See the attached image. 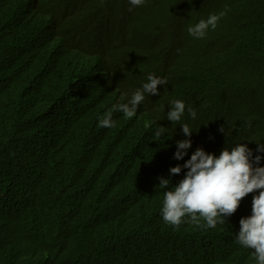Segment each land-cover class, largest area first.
Returning <instances> with one entry per match:
<instances>
[{
  "label": "trees",
  "instance_id": "trees-1",
  "mask_svg": "<svg viewBox=\"0 0 264 264\" xmlns=\"http://www.w3.org/2000/svg\"><path fill=\"white\" fill-rule=\"evenodd\" d=\"M35 2L40 4L54 33L76 55L100 60L104 57L101 50L108 43L102 38L89 40L87 46L81 41L71 42L65 30L74 25L83 27L89 35L104 32L113 40L131 36L133 44L109 55L104 74L111 86L118 88L117 94L125 96V102L134 88H142L149 74L166 79V85H158L161 98L155 103L160 111L154 112L143 103L137 111L157 127H165V135L178 141L188 138L167 120V102L181 100L188 104L205 99L204 90L176 84L175 77L186 68H203L206 60L220 71L229 92L223 91L216 79L207 81L191 72L185 75L203 81L236 107L252 102L264 125V0H145L143 6L135 7L137 17L128 14L127 0H104L95 5L84 0ZM19 4L40 19L32 5ZM0 6L8 12L9 22L17 21L23 28L20 38L12 27L8 28L9 50L19 55L23 74L9 83L8 73L5 78L0 77V125L5 128L0 131L4 140L0 153L10 150V146L18 153L11 167H0V264H257L252 256L254 250L239 244L225 245L236 242L239 220L251 215L252 198L258 192L248 194L236 213L215 228L166 224L161 216L164 192L187 171L182 169L174 176L169 173L171 167L186 161L173 158L176 145L166 143L163 136L153 140L142 121L126 119L118 111L112 114L115 127H99V119L121 100L115 95L105 97L94 74H82L66 58L52 53L45 28L31 27L35 21L11 0H0ZM221 12L225 15L205 38L195 39L188 34L189 25ZM21 38L35 39L40 45L23 47ZM164 54L176 56L175 60L166 65L155 62L156 55ZM0 56L8 69L10 62L3 54ZM69 58L75 66L102 76L95 64ZM38 59L39 65L35 64ZM28 63L32 71L43 72L39 85L54 89L51 105L33 109L29 106L23 86L28 83L30 89L38 91L24 73ZM93 87L100 89L97 92ZM90 90L93 99L77 105L80 95ZM244 93L250 98L245 99ZM53 106L57 109L53 110ZM212 109L213 105L207 103L194 110L209 114ZM221 111L231 115L225 107ZM64 112L71 114L65 129ZM52 113L56 141L47 132ZM199 120L208 129H216L217 136L212 132L211 136L218 139L205 144L201 138L191 136L188 157L197 148L219 156L224 148L237 143L255 150L253 156L264 157V152H256L257 143H264V131L254 130L252 116L237 118L234 123L209 115H200ZM221 126L224 133L219 131ZM260 166L264 167V159ZM161 176L171 180L169 189L158 185ZM8 181L14 183L5 185ZM38 185L56 195L46 194ZM20 196L25 197L24 205L17 201ZM90 237L101 241L89 244ZM113 243L124 248L110 249ZM17 244L24 254L17 253ZM89 245L93 249H88ZM143 247L155 254L153 259L142 256ZM28 254L37 255L42 261H31Z\"/></svg>",
  "mask_w": 264,
  "mask_h": 264
},
{
  "label": "clouds",
  "instance_id": "clouds-1",
  "mask_svg": "<svg viewBox=\"0 0 264 264\" xmlns=\"http://www.w3.org/2000/svg\"><path fill=\"white\" fill-rule=\"evenodd\" d=\"M145 0H129L130 11L134 7L143 6ZM4 19L8 20V12L0 6ZM225 15L210 14L207 19H201L194 25H189L187 32L195 39L205 38L209 29L215 30L218 22ZM10 34L8 28L0 30V54H3L10 62L8 68V83L15 76L22 75L23 69L18 61L19 55L10 51ZM166 79L149 74L147 82L142 88L135 90L126 103L114 106L99 119V127L112 128L116 122L112 119L113 111L123 113L126 119L136 116L139 106L145 99V94L158 95V85H166ZM115 90L118 88L113 86ZM126 95V94H125ZM113 97L112 95H104ZM125 96H121L124 100ZM186 105L181 100L170 103V111L167 112V120L179 124L187 139L177 141L173 158L183 160L191 147L190 139L193 130L188 124H180L185 113ZM190 116L195 119L196 111L188 108ZM166 128L158 126L154 133V139H158ZM219 131L224 133V127ZM257 153L264 152V143H257ZM261 155L253 156V151L247 144L237 143L231 148H224L219 156L207 153L203 148H197L183 165H176L169 169L170 175H179L182 169H187L183 178L164 192L161 216L163 221L174 227L184 223H191L204 228H215L217 224H223L227 217L232 216L238 210L240 202L250 193L253 195L251 215L239 220V232L236 235V243L243 248L254 250L252 256L257 264H264V167L260 166ZM159 186L169 189L170 179L158 177Z\"/></svg>",
  "mask_w": 264,
  "mask_h": 264
},
{
  "label": "bare ground",
  "instance_id": "bare-ground-1",
  "mask_svg": "<svg viewBox=\"0 0 264 264\" xmlns=\"http://www.w3.org/2000/svg\"><path fill=\"white\" fill-rule=\"evenodd\" d=\"M25 1V2H24ZM87 2V4L91 3L93 5H95L96 3L101 4L104 0H84ZM11 3L16 6L19 9H22L25 12V15L31 19H33L35 21V24L30 25L31 27L33 26H38L40 28H45V31H43L45 33V36L47 38V45L50 48V50L52 51V53H58L61 56H63L64 58H66L67 62L69 63V65L78 70L80 73L82 74H94L97 77L98 82L102 85V88L104 89V92L102 93L103 95H112L113 94L118 97L121 100V96L119 94H117V92L115 91V89L111 86L110 81L108 79V77L104 74V69H106V64L108 61V57L111 53H117L119 50L121 49H125L127 48L129 45L133 44L132 40H131V36H123L122 38H119L117 40H113L114 37L111 35H105L104 32L95 34V35H89L85 29L79 25H74L71 29H67L65 30L66 36L70 39L71 42L76 43L77 41H81L82 43H87L89 40L92 39H103V42L108 43L107 45L103 46L101 53L103 54L104 57L100 58V60L96 59H89V58H85L82 57L80 55H76V53H74V51H72L71 49H69L68 47H66V45L60 40V37H58L53 29L50 27L51 23L49 21H47V19H45V17L42 15V10L39 9L40 4H37L35 2V0H11ZM19 3H29V5H32L31 9H33V11H35L41 21H38L40 19H36V17H32V15H30L31 13H28V11H26L27 9H25V7H23L21 4ZM127 7H128V14H130L133 17H137L139 15L138 9L137 8H132V10L130 11V4H129V0H127ZM58 16L61 18L62 13H59ZM63 22L66 21V16L63 17L62 19ZM9 27H12V29L15 31V33L17 34V36L20 38L21 37V31L23 30L22 26L20 25L19 22L17 21H12V22H8V20L4 19V14L3 12L0 11V30H5ZM20 44L23 47L26 46H32V47H37L40 45V43L35 40V39H26V38H21L20 39ZM57 45V48H56ZM119 46V47H112V46ZM64 46V47H63ZM87 46V44L85 45ZM58 47H61L62 49H64V51L66 52H61L59 51ZM60 48V49H61ZM58 49V50H57ZM66 53V54H65ZM68 55V56H67ZM177 55V54H175ZM79 56V57H78ZM69 57H77L80 58L82 60V62H85L87 64H95L98 68L101 69L102 72V76L98 75L96 72H94L93 70H89L88 68H84V67H80V66H75ZM176 56H169L164 54L163 56H158L156 55L155 57V62L159 63V64H163L166 65L172 61L175 60ZM41 63V60L38 59L35 61V64L39 65ZM209 60L204 61L202 64H206L203 68H197V69H189L186 68L184 69L180 75L175 77V83L179 84V85H190L192 87H196L197 90L201 91L204 90L205 91V99L201 100L199 103H188L185 104L186 105V109H185V113L181 118L180 124H188L189 127L193 130L192 135L193 138H201V141L203 143H209V141L212 140H217L218 137H212L211 136V132L213 133V135L217 136V131L216 129H208L206 126L202 125L199 117L200 115H209V116H213L216 117L217 119H222V120H226V122L228 123H234L235 120L238 119H242L245 116H252L253 121H255V126H254V130L258 131V132H262L264 131V125L263 122L261 120L259 111H257V109L255 108V106L252 104V102L248 103V104H244V107H236L235 105H233L230 102H227V100L223 97L220 96V94L218 92L213 91V89L207 88L205 86V84L203 83V81H196V80H192L189 76H186V73H195L198 74L199 76H203L205 80L207 81H213L216 79V84L221 86V89L223 91H227L229 92V89L227 87V83L225 81H223L220 78V71L216 70V68L214 66H210L208 65ZM168 70V68H167ZM174 72H179V70H175ZM8 73V69L5 66L4 62L2 61V56H0V77H4L7 75ZM24 73L29 75V77L33 80L34 82V87L37 89L38 92H36V90H32L28 87V83H26L23 86V90L26 94V100L29 104V106L33 109V108H38V107H44V106H49L52 104V97L54 95V89L51 87V85L48 86H40L39 83L43 80V72L42 71H32V65L31 63H28L25 67ZM7 81V80H5ZM28 82V79L27 81ZM83 84V83H81ZM93 89L95 91H99L100 88L98 87H93ZM139 89V87H136L133 89V92L135 90ZM181 91V90H179ZM90 91L88 92H84L83 94H81V98L77 101V105H81L82 103H84L85 101L89 100V99H93L90 97ZM159 98H161V96L158 95H148L145 94V99L142 102L143 104H145V106H147L148 108L152 107L151 109L154 112H159L160 108L156 106V100H158ZM244 98L245 99H249L250 96L247 93H244ZM97 100V99H96ZM98 102V101H97ZM122 103H126L124 100H121ZM171 103V101H168L167 104L169 105ZM207 103H211L213 105V109L210 110L209 114H207V111L205 110H200V112L196 113V118L193 119L189 112H186V110L188 108H192V109H198V108H202L204 107ZM116 105H118V103H116ZM221 107H225L226 110H228L231 115L227 116L225 113H223L221 111ZM57 106H53V110H56ZM53 113H55L53 111ZM53 113L50 115L49 117V127L47 129L48 133L52 134L53 140L56 141V127L55 124L53 123ZM77 114V113H76ZM71 116L70 113L64 112V117H65V124H64V129L66 127L67 121L66 119H69V117ZM132 119H139L140 121H142L145 129L147 130V135L151 138H154V133L157 130V126L146 116L143 114H139L137 113L136 116L132 117ZM172 126L178 131V133H180L182 131V128L179 124L176 123H172ZM205 128V129H204ZM5 130L4 125H0V131ZM183 132V131H182ZM208 133V136H207ZM165 140L166 143H170L171 145H176L177 141L174 137H172L171 135H165L164 133L160 136ZM157 140V139H156ZM4 140H2L0 138V145L1 143H3ZM10 150H8L7 152H1L0 153V167L5 168V167H11L14 162L16 161V159L18 158V153L10 146L9 147ZM255 150H253L254 152ZM190 157H188V155H186L184 157L185 160L189 159ZM14 182L12 181H8L5 183V185H11ZM38 187L42 190H44L46 192V194L48 195H56V193L50 189H46L41 187L40 185H38ZM13 194H16V192L11 191ZM17 201L21 204L24 205L25 204V197L24 196H20L19 198H17ZM107 206V204H105ZM101 240L95 237H90L87 238V242L89 244L91 243H95V242H100ZM235 241V240H234ZM237 243L233 242L232 244H226L225 247H229V246H236ZM117 249L118 251H121L124 246L117 244V243H113L110 246V249ZM88 249H93L92 246H88ZM15 250L17 251V253L20 254H24L21 249L19 248V244L16 245ZM140 252L142 254V256L145 257H149L151 259H153V257L155 256V254H152L149 251L148 247H143L140 249ZM111 254H113L112 252H110ZM115 255V253H114ZM31 261L34 262H39L42 261V259H40L37 255H32V254H28L26 255Z\"/></svg>",
  "mask_w": 264,
  "mask_h": 264
}]
</instances>
